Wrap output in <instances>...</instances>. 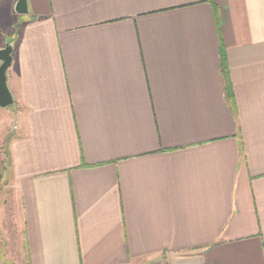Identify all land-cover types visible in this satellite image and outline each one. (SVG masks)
<instances>
[{"label":"crops","instance_id":"crops-1","mask_svg":"<svg viewBox=\"0 0 264 264\" xmlns=\"http://www.w3.org/2000/svg\"><path fill=\"white\" fill-rule=\"evenodd\" d=\"M17 1L0 264H264V0Z\"/></svg>","mask_w":264,"mask_h":264},{"label":"water","instance_id":"water-1","mask_svg":"<svg viewBox=\"0 0 264 264\" xmlns=\"http://www.w3.org/2000/svg\"><path fill=\"white\" fill-rule=\"evenodd\" d=\"M15 10L19 14L29 13L28 0H18L15 4ZM14 46L12 43L7 44L4 48L0 49V107L4 108L14 102V96L8 85V68L12 64Z\"/></svg>","mask_w":264,"mask_h":264},{"label":"rangeland","instance_id":"rangeland-1","mask_svg":"<svg viewBox=\"0 0 264 264\" xmlns=\"http://www.w3.org/2000/svg\"><path fill=\"white\" fill-rule=\"evenodd\" d=\"M5 158V157H4Z\"/></svg>","mask_w":264,"mask_h":264}]
</instances>
